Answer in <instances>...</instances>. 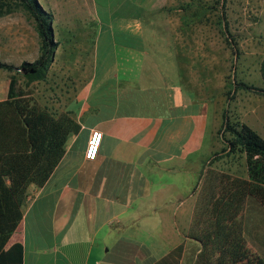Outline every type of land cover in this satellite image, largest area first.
I'll use <instances>...</instances> for the list:
<instances>
[{"label": "crops", "instance_id": "0c3cea01", "mask_svg": "<svg viewBox=\"0 0 264 264\" xmlns=\"http://www.w3.org/2000/svg\"><path fill=\"white\" fill-rule=\"evenodd\" d=\"M88 1L86 44L61 59L55 51L28 93L80 128L47 179L29 183L6 248L19 243L22 264H197L202 245L190 233L222 106L197 94L189 48L182 67L169 32L183 20L165 18L167 0ZM242 114L264 138V97ZM93 130L101 139L90 159Z\"/></svg>", "mask_w": 264, "mask_h": 264}, {"label": "trees", "instance_id": "16d2710c", "mask_svg": "<svg viewBox=\"0 0 264 264\" xmlns=\"http://www.w3.org/2000/svg\"><path fill=\"white\" fill-rule=\"evenodd\" d=\"M16 10L34 24L38 56L18 66L0 60V69L20 73L27 82L43 80L58 46L52 13L38 0H0V16ZM259 71L264 84V57ZM233 88L264 95V85L238 81ZM79 128L69 112L56 116L17 90L16 78L10 76L6 98L0 100V264H22L21 245L6 248V243L21 219L28 185L47 179L67 138ZM217 134L223 147L215 154L238 156L243 164L234 171L207 168L201 177L190 233L202 245L197 264H264V138L232 120L226 110ZM181 249L179 245L173 253Z\"/></svg>", "mask_w": 264, "mask_h": 264}, {"label": "rangeland", "instance_id": "374dc122", "mask_svg": "<svg viewBox=\"0 0 264 264\" xmlns=\"http://www.w3.org/2000/svg\"><path fill=\"white\" fill-rule=\"evenodd\" d=\"M38 1L52 13L60 59L76 50L75 47L81 50L87 41L86 31L90 30L84 24L91 18L89 1ZM167 3L165 18L183 20L177 33L170 31L169 36L171 33L176 36L183 68L186 57L182 53L189 48L193 54L190 62L195 65L197 94L210 95L232 120H241L252 101L264 97L258 92L233 88L238 81L264 85L259 71L264 57V0H167ZM38 50L34 24L24 12L16 10L0 16V60L18 66L23 61L34 60ZM12 75L17 90L29 93L33 89L22 74L0 69V96ZM245 117L248 121L252 119L250 114ZM222 147L219 139V145L203 161L205 170L242 168V158L215 154Z\"/></svg>", "mask_w": 264, "mask_h": 264}, {"label": "built area", "instance_id": "2783aa9c", "mask_svg": "<svg viewBox=\"0 0 264 264\" xmlns=\"http://www.w3.org/2000/svg\"><path fill=\"white\" fill-rule=\"evenodd\" d=\"M100 139H101V132L97 130L91 131L86 146L85 156L87 158L90 159L95 158L99 147ZM96 264H110V263L107 261H98Z\"/></svg>", "mask_w": 264, "mask_h": 264}, {"label": "water", "instance_id": "95a60500", "mask_svg": "<svg viewBox=\"0 0 264 264\" xmlns=\"http://www.w3.org/2000/svg\"><path fill=\"white\" fill-rule=\"evenodd\" d=\"M21 71H22V72H24V70H23V69H21Z\"/></svg>", "mask_w": 264, "mask_h": 264}]
</instances>
